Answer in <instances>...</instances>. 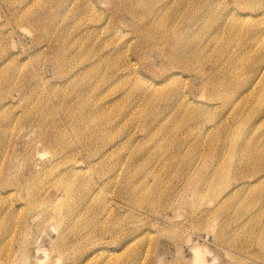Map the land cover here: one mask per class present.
Returning <instances> with one entry per match:
<instances>
[{
  "label": "rangeland",
  "instance_id": "1",
  "mask_svg": "<svg viewBox=\"0 0 264 264\" xmlns=\"http://www.w3.org/2000/svg\"><path fill=\"white\" fill-rule=\"evenodd\" d=\"M196 250L264 264V0H0V264Z\"/></svg>",
  "mask_w": 264,
  "mask_h": 264
},
{
  "label": "bare ground",
  "instance_id": "2",
  "mask_svg": "<svg viewBox=\"0 0 264 264\" xmlns=\"http://www.w3.org/2000/svg\"><path fill=\"white\" fill-rule=\"evenodd\" d=\"M90 42V41H89ZM82 49V48H81ZM180 50V49H179ZM179 54V53H178ZM99 66V65H98ZM92 68V67H91ZM93 75V74H92ZM92 78V77H91ZM98 78V77H97ZM97 80V79H96ZM108 82V81H107ZM92 86V85H91ZM93 94V93H92ZM89 98V97H88ZM98 98V97H97ZM92 99V98H91ZM64 206V205H63ZM195 259L197 264H203L205 261L202 258V255L200 254V250H196L195 252Z\"/></svg>",
  "mask_w": 264,
  "mask_h": 264
}]
</instances>
